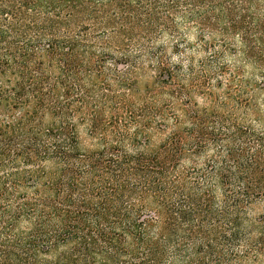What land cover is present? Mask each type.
I'll return each mask as SVG.
<instances>
[{
    "label": "trees",
    "instance_id": "1",
    "mask_svg": "<svg viewBox=\"0 0 264 264\" xmlns=\"http://www.w3.org/2000/svg\"><path fill=\"white\" fill-rule=\"evenodd\" d=\"M263 95L264 0H0V264H264Z\"/></svg>",
    "mask_w": 264,
    "mask_h": 264
},
{
    "label": "rangeland",
    "instance_id": "2",
    "mask_svg": "<svg viewBox=\"0 0 264 264\" xmlns=\"http://www.w3.org/2000/svg\"><path fill=\"white\" fill-rule=\"evenodd\" d=\"M231 7L234 8L233 5H231ZM236 11L239 14L241 13L240 8L238 10H236ZM110 12H108V13H110ZM106 13L107 12H105V13L103 12V13H100L98 15V19L94 21V24L92 26L91 33H100L99 31L103 30V28L105 27L104 25L106 24L107 21H109L108 28L110 26H113V25H120V21L118 22V20L115 19V18L114 19L113 18L105 19L104 15ZM232 15L234 16L233 13H232ZM236 17H237V15H236ZM144 20H146V19L143 17V21ZM178 23L181 24V20H178ZM73 25H75V24H73ZM191 31L192 32H189V33L187 32L186 42L185 41H178L181 44L178 52L173 51V49H172L170 44L169 45L165 44L167 46V51H166L165 55L167 57H170L171 60L174 63L180 61L181 65H182L181 70L183 72L186 69L187 65L191 62V60H193V63L195 65V67H198L200 62H201V59L204 58L201 54H198L196 52L198 47H199V46H196V44H197L196 38L199 35L198 34L196 35L193 30H191ZM136 33H137V35L141 34L139 30H136ZM184 33H186V32H184ZM223 38H224V42H221V44H223V45H225V43H231V41H233L230 37H228L230 40L228 38H226V37H223ZM98 40L102 41L101 43H105L106 42V43H108V44H110L112 46H115V47H117V46L121 47V46H124V45H129L131 47H134L135 45H137V43L139 41L142 42L140 37H135V38H132V40L129 39V40L126 41L123 33H120L119 31H116L114 33H109L106 36H101L100 38H98ZM209 56L210 55H208L207 57H209ZM235 59L236 58L231 59L229 56L224 55V62H226V63L236 65V60ZM228 72L229 71H227V69H225L223 71V74H222V77H223L222 79L223 80H224V78H226V79L228 78ZM151 75H153V74H151ZM216 82L217 81H215L214 83H216ZM224 88H225V84L224 83L221 86V88H220V86L217 87V88L215 87L216 93L220 94L221 91L224 90ZM194 97H195V99L198 100V103L200 105H206L210 101V97L206 93L194 94Z\"/></svg>",
    "mask_w": 264,
    "mask_h": 264
}]
</instances>
